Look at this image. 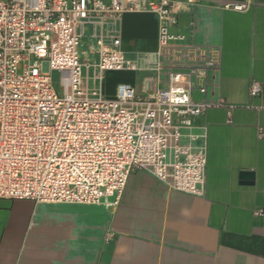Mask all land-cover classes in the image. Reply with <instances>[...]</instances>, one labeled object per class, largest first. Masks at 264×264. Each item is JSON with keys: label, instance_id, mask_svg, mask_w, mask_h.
<instances>
[{"label": "built area", "instance_id": "built-area-1", "mask_svg": "<svg viewBox=\"0 0 264 264\" xmlns=\"http://www.w3.org/2000/svg\"><path fill=\"white\" fill-rule=\"evenodd\" d=\"M177 1L0 0V199L114 207L134 171L203 194L207 141L196 119L226 102L198 97L217 66L175 47ZM125 14L157 18L155 57L125 56ZM120 71L153 72L164 86L139 96L120 83L106 98V73ZM260 91L254 82L251 95Z\"/></svg>", "mask_w": 264, "mask_h": 264}, {"label": "crops", "instance_id": "crops-1", "mask_svg": "<svg viewBox=\"0 0 264 264\" xmlns=\"http://www.w3.org/2000/svg\"><path fill=\"white\" fill-rule=\"evenodd\" d=\"M175 11L173 32L184 36L175 47L217 66L198 97L226 102L196 119L207 141L203 194L134 171L114 207L0 199V264H264V0H179ZM120 32L128 59L157 48L154 15L125 14ZM120 83L150 94L140 82L115 91ZM243 171L253 184L241 183Z\"/></svg>", "mask_w": 264, "mask_h": 264}, {"label": "rangeland", "instance_id": "rangeland-1", "mask_svg": "<svg viewBox=\"0 0 264 264\" xmlns=\"http://www.w3.org/2000/svg\"><path fill=\"white\" fill-rule=\"evenodd\" d=\"M155 74H146L145 77L141 73H132V72H111L108 74L106 81L104 83V92L111 96L114 94L115 86L120 81L128 82H140L138 85V91L140 94L152 93L157 90L161 84H159L155 79ZM54 83L56 88L59 87V74H53ZM163 76H161V79Z\"/></svg>", "mask_w": 264, "mask_h": 264}, {"label": "water", "instance_id": "water-1", "mask_svg": "<svg viewBox=\"0 0 264 264\" xmlns=\"http://www.w3.org/2000/svg\"><path fill=\"white\" fill-rule=\"evenodd\" d=\"M254 172L243 171L240 173L241 183L253 184L254 183Z\"/></svg>", "mask_w": 264, "mask_h": 264}, {"label": "bare ground", "instance_id": "bare-ground-1", "mask_svg": "<svg viewBox=\"0 0 264 264\" xmlns=\"http://www.w3.org/2000/svg\"><path fill=\"white\" fill-rule=\"evenodd\" d=\"M151 55L155 57L157 55V48L155 47L153 50L150 51Z\"/></svg>", "mask_w": 264, "mask_h": 264}]
</instances>
